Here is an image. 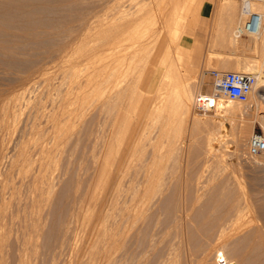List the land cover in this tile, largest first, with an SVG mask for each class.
<instances>
[{
  "label": "rangeland",
  "instance_id": "rangeland-1",
  "mask_svg": "<svg viewBox=\"0 0 264 264\" xmlns=\"http://www.w3.org/2000/svg\"><path fill=\"white\" fill-rule=\"evenodd\" d=\"M202 1L0 0V264H264V106L193 108L264 36L211 0L234 21L182 46Z\"/></svg>",
  "mask_w": 264,
  "mask_h": 264
},
{
  "label": "built area",
  "instance_id": "built-area-1",
  "mask_svg": "<svg viewBox=\"0 0 264 264\" xmlns=\"http://www.w3.org/2000/svg\"><path fill=\"white\" fill-rule=\"evenodd\" d=\"M264 3V0H262ZM247 17L237 27L238 34L242 32L255 33L264 25V10L262 12L250 11L244 6ZM212 78V90L207 93H199L194 97L193 108L197 112H206L215 107L218 96L239 102L249 100L257 82L256 73L240 72L235 70H210ZM247 151L255 155L264 152V131L253 130L247 141Z\"/></svg>",
  "mask_w": 264,
  "mask_h": 264
},
{
  "label": "bare ground",
  "instance_id": "bare-ground-1",
  "mask_svg": "<svg viewBox=\"0 0 264 264\" xmlns=\"http://www.w3.org/2000/svg\"><path fill=\"white\" fill-rule=\"evenodd\" d=\"M248 6V10H250V11H256V10H252V7H251V2L250 1H246L245 0V4H244V6ZM244 6H243V9H242V12H243V14L244 13H246L247 11L245 10V8H244ZM255 8V7H254ZM256 12H262V11H256ZM263 29H264V25L260 28V30L258 31V32H255V33H253V35H255L256 37L257 36H264V31H263ZM112 32V31H111ZM114 32V31H113ZM115 32H117V31H115ZM114 32V33H115ZM244 33H246V32H242V33H240V34H238L237 33V31H236V36H241L242 34H243V36H245L246 34H244ZM107 34V33H106ZM248 34V33H247ZM250 34L251 33H249V36H250ZM111 35V34H110ZM118 35L120 36L121 34H120V32L118 33ZM108 36H109V33H108ZM107 36V37H108ZM248 36V37H249ZM252 36V35H251ZM254 36V37H255ZM112 38V37H111ZM252 38V37H251ZM258 38V37H257ZM256 38V39H257ZM259 39H260V37H259ZM107 40V39H106ZM120 40V39H119ZM235 40V39H234ZM233 40V41H234ZM258 40V39H257ZM245 40H243V42H244ZM110 42V41H109ZM114 42V41H113ZM242 42V43H243ZM246 42V41H245ZM251 43L253 42V38L251 39V41H250ZM264 43V42H263ZM245 44V43H244ZM243 44V45H244ZM246 45V44H245ZM251 45V44H250ZM249 45V46H250ZM258 45V44H257ZM247 46H248V43H247ZM255 46V45H254ZM244 47V46H243ZM261 60V59H260ZM259 60V61H260ZM262 61V60H261ZM117 63V62H116ZM115 63V64H116ZM261 63V62H260ZM245 69V70H244ZM243 70L244 71H242V69H241V71L242 72H252V73H255L254 72V70H256L257 71V73H256V75H257V82H256V85H255V87H254V89H258L257 90V93L259 94V97H261L262 99L264 98V62H262L261 63V65L260 64H257V62H252V64H247L246 66H245V68H244ZM198 87L200 88V84L198 85ZM191 91H192V89L191 90H187L186 89V91H185V95H184V100L185 101H189L190 102V100H191ZM250 98H252V103L254 104H252L253 106L252 107H254V109H256V110H258V111H262L263 109V106L264 105H262L261 104V101L259 100V98L257 99V97L255 96V91L253 90V92L251 93V96H250ZM220 99H221V96H218V98L216 99V102H215V107L217 106V108H222V106H221V102H220ZM250 101V102H251ZM217 102H218V104H217ZM250 105V104H249ZM214 107V108H215ZM246 107H247V105H246ZM214 108H212V109H214ZM239 108L240 107H237L236 108V104H235V102L233 101V100H230V101H228V102H225V106L222 108V113H227V112H235V111H237V110H239ZM243 108V107H242ZM240 110H241V108H240ZM252 110H253V108H252ZM243 111V109L240 111V113ZM254 111V110H253ZM242 113H244V112H242ZM228 114V113H227ZM256 114V113H255ZM231 116L230 117H232L233 115L232 114H230ZM235 116V115H234ZM258 116H259V114H258ZM257 116V118H256V120L259 122V124H260V126H261V128L262 129H264V114H263V116L261 115L260 117H258ZM243 117V116H242ZM220 121V120H219ZM210 135H211V133L208 135L209 137H208V139L210 138ZM209 141V140H208ZM209 148H210V150H212V147H211V145L209 144ZM210 240H212L211 238H210ZM215 240V239H214ZM216 241V240H215ZM219 245V244H218ZM221 250V249H220ZM220 250L217 252V253H220ZM224 256V255H223ZM216 257H218V256H216ZM226 259V258H225ZM238 259V258H237ZM232 260H233V258H232ZM231 261V260H230ZM233 264H237V262L235 261V262H232ZM223 264H228V260L226 259V261H225V263H223Z\"/></svg>",
  "mask_w": 264,
  "mask_h": 264
},
{
  "label": "crops",
  "instance_id": "crops-1",
  "mask_svg": "<svg viewBox=\"0 0 264 264\" xmlns=\"http://www.w3.org/2000/svg\"><path fill=\"white\" fill-rule=\"evenodd\" d=\"M234 17L235 13L233 11L218 10L211 0H203L198 9V26L193 33H183L179 39L180 44L186 48H191L195 42L204 39L207 31L218 19H221V22L225 24H231Z\"/></svg>",
  "mask_w": 264,
  "mask_h": 264
}]
</instances>
